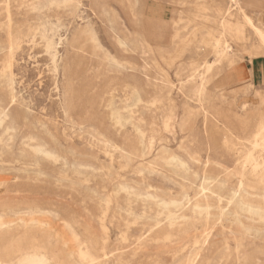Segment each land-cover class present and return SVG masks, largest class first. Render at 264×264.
Masks as SVG:
<instances>
[{
    "label": "rangeland",
    "instance_id": "obj_1",
    "mask_svg": "<svg viewBox=\"0 0 264 264\" xmlns=\"http://www.w3.org/2000/svg\"><path fill=\"white\" fill-rule=\"evenodd\" d=\"M228 7L0 0V264L264 258V15L207 71Z\"/></svg>",
    "mask_w": 264,
    "mask_h": 264
},
{
    "label": "bare ground",
    "instance_id": "obj_2",
    "mask_svg": "<svg viewBox=\"0 0 264 264\" xmlns=\"http://www.w3.org/2000/svg\"><path fill=\"white\" fill-rule=\"evenodd\" d=\"M176 1V0H175ZM229 2V7L228 9L223 12L222 16L220 17L219 21H218V27H219V34L221 35V37H223V40H224V47L221 49V51L216 55V57L213 59L212 62H208L206 64V69L207 71H209V69H211L212 67H214L216 64L222 62V61H225L226 62V65H227V68L228 66L231 64L230 62H228V60L226 59V57L228 55H230L232 52H234L236 49H243L245 47V44H244V35L242 36L241 34V30L238 28V27H234L233 26V23L231 22L230 20V16H231V9L233 8H236L238 9L240 12H242V14L244 15V19H245V22L247 24H249L248 26L250 27V25L252 27H254L252 24H251V19L250 17L244 12L243 8H242V3L239 1V0H228ZM109 3V2H108ZM102 4H103V0H102ZM97 5V4H95ZM263 7H264V1H263ZM233 11V10H232ZM113 14V12H111ZM260 14V17L263 16V13L261 11L257 12ZM152 17V16H151ZM113 23V22H112ZM110 24V23H109ZM118 24V23H117ZM179 26V25H178ZM178 26L176 28H178ZM237 26V25H236ZM116 27V26H115ZM171 27V25H170ZM250 27V28H252ZM256 27V26H255ZM118 28V27H117ZM141 28V27H139ZM168 28V27H167ZM257 28V27H256ZM253 29V28H252ZM118 30V29H117ZM258 30V29H257ZM256 30V35H257V45H253L252 44V48H250V50L248 51L249 55L252 57V56H255L257 54H264V33H262L261 31H257ZM116 31V30H115ZM120 30H118L117 33H119ZM253 31V30H252ZM112 32V31H111ZM166 32V31H164ZM121 33V32H120ZM180 33V32H179ZM253 33V32H252ZM143 35V34H142ZM170 35V34H169ZM254 35V34H253ZM255 35V36H256ZM122 36V35H121ZM140 37V36H139ZM165 37V36H164ZM126 38V37H125ZM120 39V37H119ZM130 41V39H129ZM137 43V42H136ZM164 43V41H163ZM162 43V44H163ZM126 44V43H125ZM168 44V43H167ZM170 44V43H169ZM255 44V43H254ZM128 45V44H127ZM138 45V44H137ZM126 46V45H124ZM121 48V47H120ZM130 50V49H129ZM135 51V50H134ZM137 51V50H136ZM133 53V52H132ZM120 61V60H119ZM209 73V72H208ZM227 74V73H226ZM209 75V74H208ZM232 75V73H231ZM229 76V74H228ZM223 78V76H222ZM202 80H203V77H202ZM0 124H1V121H0ZM257 128V127H256ZM255 128V129H256ZM262 128V127H261ZM255 131V130H254ZM256 132V131H255ZM204 133V132H203ZM259 133H261L259 131ZM261 135V134H260ZM255 136V134L253 135ZM261 137V136H260ZM255 138V137H254ZM262 141V140H261ZM259 142V141H258ZM261 144V143H260ZM254 145L256 146L257 144L254 143ZM264 146V144H262ZM39 146V145H38ZM251 146V145H250ZM258 146V145H257ZM262 147V146H261ZM260 148V146L258 147ZM264 148V147H263ZM254 149V148H253ZM260 151V150H258ZM264 152V149L262 150ZM261 151V152H262ZM49 152V151H47ZM251 152V151H250ZM260 153V152H259ZM52 154V153H51ZM248 154V153H247ZM46 155V154H45ZM56 155V154H55ZM256 155V154H255ZM57 156V155H56ZM248 157V156H247ZM251 157V156H250ZM249 157V159H250ZM256 158V157H255ZM253 159V158H252ZM251 159V160H252ZM261 159V158H260ZM258 160V159H257ZM249 161V160H248ZM247 161V163H248ZM263 161V159H262ZM252 162V161H251ZM246 163V164H247ZM253 163H256V161ZM258 163V162H257ZM245 163H243L242 165L244 166ZM259 164V163H258ZM264 164V163H263ZM262 164V165H263ZM258 166V165H257ZM264 166V165H263ZM215 167V166H214ZM253 167V166H252ZM255 167V166H254ZM253 167V168H254ZM259 167V166H258ZM209 168V167H207ZM262 168V166H261ZM213 169V168H212ZM211 169V170H212ZM260 169V168H259ZM215 170V169H213ZM212 170V171H213ZM249 170H250V167H249ZM254 170V169H253ZM257 170V169H255ZM260 171V170H259ZM234 172V171H233ZM235 174V173H234ZM256 174V172H255ZM236 176V175H235ZM202 187V186H201ZM204 187V186H203ZM241 187V186H240ZM238 188V187H237ZM142 192V191H141ZM232 192V191H231ZM150 194V193H149ZM230 195V194H229ZM262 199H263V202H264V188L262 189ZM185 200V199H184ZM156 201V200H155ZM177 202V201H176ZM179 202V201H178ZM229 203V202H228ZM264 207V206H263ZM182 208V207H181ZM262 210V209H261ZM249 211L251 213H257V211H260V210H253V208L251 206H249ZM259 214V213H258ZM259 218L262 220L263 224H264V216L262 215H259ZM260 220V221H261ZM240 224V223H239ZM237 225V224H236ZM251 236V235H250ZM208 238V237H207ZM237 240V239H236ZM204 242V241H203ZM259 243V242H258ZM205 245V244H204ZM232 247V246H231ZM243 247V246H242ZM245 247V246H244ZM234 248V247H232ZM243 249V248H242ZM254 249V248H252ZM258 251V250H257ZM196 252V251H195ZM235 253V252H234ZM217 260V259H216ZM223 264V263H222ZM251 264H264V258H259V259H254L251 261Z\"/></svg>",
    "mask_w": 264,
    "mask_h": 264
},
{
    "label": "crops",
    "instance_id": "obj_3",
    "mask_svg": "<svg viewBox=\"0 0 264 264\" xmlns=\"http://www.w3.org/2000/svg\"><path fill=\"white\" fill-rule=\"evenodd\" d=\"M263 1L264 0H241V3L246 9L247 7H253L256 13L261 11L264 15Z\"/></svg>",
    "mask_w": 264,
    "mask_h": 264
}]
</instances>
